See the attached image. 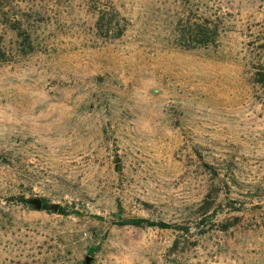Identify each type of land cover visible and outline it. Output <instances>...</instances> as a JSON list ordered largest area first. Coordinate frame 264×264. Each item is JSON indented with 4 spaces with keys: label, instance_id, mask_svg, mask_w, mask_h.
<instances>
[{
    "label": "rangeland",
    "instance_id": "rangeland-1",
    "mask_svg": "<svg viewBox=\"0 0 264 264\" xmlns=\"http://www.w3.org/2000/svg\"><path fill=\"white\" fill-rule=\"evenodd\" d=\"M0 43V264H264V0H0Z\"/></svg>",
    "mask_w": 264,
    "mask_h": 264
},
{
    "label": "trees",
    "instance_id": "trees-1",
    "mask_svg": "<svg viewBox=\"0 0 264 264\" xmlns=\"http://www.w3.org/2000/svg\"><path fill=\"white\" fill-rule=\"evenodd\" d=\"M213 29L215 31V28H213ZM195 33H196V39L200 42H204V41L208 40L210 32L208 29H202L200 27H197V30L195 31ZM211 33H213V32H211ZM3 54H4V52L2 50L1 43H0V61L3 60ZM206 201H207V198H206ZM46 207H47V205H43V208H46ZM58 211L63 213L64 209L58 207ZM207 211H208V208H205L204 213H207ZM120 223L121 224H132V225H137V226H142V225L158 226L161 228L169 227V224L166 222H163V221L154 222L148 218L125 219V220H122Z\"/></svg>",
    "mask_w": 264,
    "mask_h": 264
},
{
    "label": "water",
    "instance_id": "water-1",
    "mask_svg": "<svg viewBox=\"0 0 264 264\" xmlns=\"http://www.w3.org/2000/svg\"><path fill=\"white\" fill-rule=\"evenodd\" d=\"M30 201H31V203H33L35 205V207H37V208H41L42 207V201H41V199H39V198H33ZM51 207L54 210H57L58 204H53ZM90 259H91L90 256H86L84 264H89Z\"/></svg>",
    "mask_w": 264,
    "mask_h": 264
},
{
    "label": "flooded vegetation",
    "instance_id": "flooded-vegetation-1",
    "mask_svg": "<svg viewBox=\"0 0 264 264\" xmlns=\"http://www.w3.org/2000/svg\"><path fill=\"white\" fill-rule=\"evenodd\" d=\"M42 206H43V203H42ZM57 210H58V208H57Z\"/></svg>",
    "mask_w": 264,
    "mask_h": 264
}]
</instances>
